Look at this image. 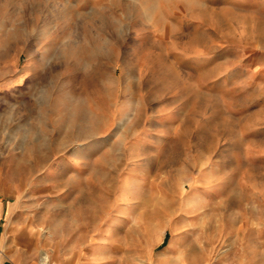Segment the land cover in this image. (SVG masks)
Masks as SVG:
<instances>
[{
  "label": "rangeland",
  "instance_id": "374dc122",
  "mask_svg": "<svg viewBox=\"0 0 264 264\" xmlns=\"http://www.w3.org/2000/svg\"><path fill=\"white\" fill-rule=\"evenodd\" d=\"M0 192L38 264H264V0H0Z\"/></svg>",
  "mask_w": 264,
  "mask_h": 264
},
{
  "label": "crops",
  "instance_id": "0c3cea01",
  "mask_svg": "<svg viewBox=\"0 0 264 264\" xmlns=\"http://www.w3.org/2000/svg\"><path fill=\"white\" fill-rule=\"evenodd\" d=\"M25 209L0 192V264H38L35 220Z\"/></svg>",
  "mask_w": 264,
  "mask_h": 264
},
{
  "label": "bare ground",
  "instance_id": "6f19581e",
  "mask_svg": "<svg viewBox=\"0 0 264 264\" xmlns=\"http://www.w3.org/2000/svg\"><path fill=\"white\" fill-rule=\"evenodd\" d=\"M68 48H69V47H67V49H68ZM73 49H74V48H73ZM85 49H86V48H85ZM85 49H84V50H85ZM82 50H83V49H82ZM97 50H98V49H97ZM71 51H72V50H71ZM80 51H81V50H80ZM80 51H78V52H80ZM99 51H100V50H99ZM99 51H98V52H99ZM72 53H74V51H73ZM69 54H70V53H69ZM96 54H97V53H96ZM96 56H97V55H96ZM75 110H76V109H75ZM45 259H47V255L45 256ZM44 264H45V263H44Z\"/></svg>",
  "mask_w": 264,
  "mask_h": 264
}]
</instances>
